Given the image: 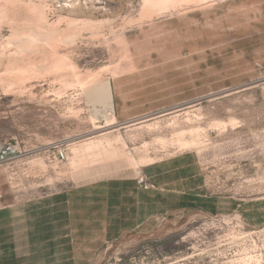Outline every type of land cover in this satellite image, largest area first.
<instances>
[{
	"label": "rangeland",
	"instance_id": "rangeland-1",
	"mask_svg": "<svg viewBox=\"0 0 264 264\" xmlns=\"http://www.w3.org/2000/svg\"><path fill=\"white\" fill-rule=\"evenodd\" d=\"M106 82L113 111L91 95ZM5 140L24 153L0 165V264H264V0H0ZM180 153L187 194L140 187ZM85 185L91 235L52 218L48 245L42 218L11 217Z\"/></svg>",
	"mask_w": 264,
	"mask_h": 264
},
{
	"label": "crops",
	"instance_id": "crops-1",
	"mask_svg": "<svg viewBox=\"0 0 264 264\" xmlns=\"http://www.w3.org/2000/svg\"><path fill=\"white\" fill-rule=\"evenodd\" d=\"M174 157L175 158H173L171 162H168V160L163 162L162 160L152 164L153 166L149 169L154 181L151 179V175L148 173H146V175L154 183L160 184L165 191L170 192V195L177 197L188 193L185 189L187 181L189 179H195L197 174H195L194 171L196 162L194 161L193 154L180 153ZM199 177V180L204 183L203 174L201 172H199ZM96 189L97 186L94 185L80 186L75 190L58 192L43 197L41 200H36V202L29 201L22 206V209L19 208V204H12L9 206L11 217L19 218L20 216L22 217L24 213H27L26 215L28 218L31 213H34L35 217L42 218V221H37L38 224H36L35 228L42 230V234L46 237L44 241L48 243V245L51 240L52 218L55 220V223L56 220H59V223L63 220H68L70 224L72 223V227L69 231H60V229L63 227L65 228L66 225L60 227L58 231L59 235H91V230H86L83 220L85 218H99V213L103 212V209L105 212L104 204L102 205L104 202L100 200V196L103 195H100ZM97 205L100 207L98 208ZM0 211L5 213L8 211V208H0ZM39 212H42L41 217L38 215ZM52 212L54 213L53 215ZM101 216H104V214ZM53 225V227H56L55 224ZM71 241L73 244H76L79 239L74 237ZM58 246H55L53 249L50 247L44 249L55 251L58 250Z\"/></svg>",
	"mask_w": 264,
	"mask_h": 264
},
{
	"label": "bare ground",
	"instance_id": "bare-ground-1",
	"mask_svg": "<svg viewBox=\"0 0 264 264\" xmlns=\"http://www.w3.org/2000/svg\"><path fill=\"white\" fill-rule=\"evenodd\" d=\"M154 1H162V0H154ZM163 1H174V0H163ZM91 95L96 99V100H98V101H107L108 103H109V107H110V109L113 111L114 110V104H113V96H112V91H111V84H110V82H106V83H104L103 85H101L100 87H98L97 89H94V90H92V92H91ZM116 125V118L114 117V116H110V117H108V119H107V121L104 123V125H95V127L94 128H102V127H104V128H110V127H112V126H115ZM194 132V131H193ZM106 138V137H105ZM104 138V139H105ZM103 139V138H102ZM103 139V140H104ZM106 139H108V140H111V139H109V138H106ZM97 140V139H96ZM114 140V139H113ZM108 142V141H107ZM198 142V141H197ZM102 143H103V141H98L97 143H95L94 141H90L89 143H87V145H86V148L87 149H90V151H93V148H95V147H93V146H96L95 144H97V145H102ZM196 143L195 142H191V141H182L181 142V146L182 147H189V146H193V145H195ZM112 145H114V144H112ZM83 147V146H82ZM93 147V148H92ZM100 147V146H99ZM79 148L80 147H78V149H76V148H74L75 150H74V152H78V150H79ZM92 148V149H91ZM105 148V147H104ZM119 148V147H118ZM100 149V148H99ZM103 149V148H102ZM101 149V150H102ZM84 150H86V149H84ZM97 150H98V148H97ZM104 150V149H103ZM100 151V150H99ZM80 152V151H79ZM78 152V153H79ZM86 152V151H85ZM88 152V151H87ZM94 152V151H93ZM91 153V152H90ZM95 153H97V151H95ZM103 153V152H102ZM101 151H100V156H101ZM105 154H106V152H105ZM114 154V153H113ZM117 154V153H116ZM88 155V154H87ZM98 155V154H97ZM118 155V154H117ZM95 156H96V154H95ZM76 157H78V156H76ZM85 157H86V155H85ZM91 157H92V155H91ZM98 157V156H97ZM76 160V159H75ZM90 160H91V158H90ZM99 160H101V159H99ZM83 160H81L80 162H82ZM87 161H88V159H87ZM95 161H98L97 159L95 160ZM72 162H74V161H72ZM79 162V165L81 164ZM98 162H100V161H98ZM97 162V163H98ZM104 162V161H103ZM84 163H85V161H84ZM74 164H75V162H74ZM76 164H78V163H76ZM75 164V165H76ZM86 164H88V163H86ZM91 164H92V162H91ZM78 165V166H79ZM96 165V164H95ZM77 166V165H76ZM89 166V165H88ZM94 166V165H93ZM93 168V167H92ZM79 173V172H78Z\"/></svg>",
	"mask_w": 264,
	"mask_h": 264
},
{
	"label": "built area",
	"instance_id": "built-area-1",
	"mask_svg": "<svg viewBox=\"0 0 264 264\" xmlns=\"http://www.w3.org/2000/svg\"><path fill=\"white\" fill-rule=\"evenodd\" d=\"M24 153L19 143L14 140H5L0 143V165L18 161ZM137 182L143 189L159 190V186L150 180L146 174L137 177Z\"/></svg>",
	"mask_w": 264,
	"mask_h": 264
},
{
	"label": "trees",
	"instance_id": "trees-1",
	"mask_svg": "<svg viewBox=\"0 0 264 264\" xmlns=\"http://www.w3.org/2000/svg\"><path fill=\"white\" fill-rule=\"evenodd\" d=\"M97 207L99 208L100 206H99V205H97Z\"/></svg>",
	"mask_w": 264,
	"mask_h": 264
}]
</instances>
